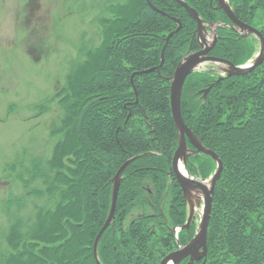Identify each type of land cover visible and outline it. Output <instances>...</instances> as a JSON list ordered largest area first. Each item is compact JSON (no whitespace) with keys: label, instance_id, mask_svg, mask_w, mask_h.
<instances>
[{"label":"trees","instance_id":"obj_1","mask_svg":"<svg viewBox=\"0 0 264 264\" xmlns=\"http://www.w3.org/2000/svg\"><path fill=\"white\" fill-rule=\"evenodd\" d=\"M149 1L166 15L146 0H130L109 33L108 47L82 70L78 100L67 107L63 118L67 130L61 150L65 151L50 162L56 169L43 176L40 160L30 169L29 180L40 177L46 186L38 192L58 195L59 200L51 211L37 215L28 241L11 228L9 243L16 252L3 264H98L93 243L108 214L112 179L130 158L121 175L115 218L97 246L98 261L158 264L175 249L172 228L184 223L186 211L171 170L177 130L168 79L182 50L195 51L198 42L195 21L180 5L174 0ZM184 1L205 22L228 23L224 12L214 8V1ZM229 3L240 21L264 37V0ZM170 17L179 19L181 28L168 40L163 64L158 71L140 73L160 64L166 37L177 28ZM216 34L210 54L219 58H233L230 49L245 41L227 27H218ZM210 75L188 76L181 115L202 145L217 154L222 172L214 187L206 257L199 263L182 264H264V59L243 76L215 82ZM207 84L216 90L214 94L204 100L195 98L191 109H186L183 98L192 93L197 96ZM210 160L203 154L192 155L186 167L206 176L204 169L192 164ZM146 178L152 187L145 191L149 198L154 194L148 203L152 212L124 227L125 213L147 187L143 185ZM185 231L179 232L180 244L187 242Z\"/></svg>","mask_w":264,"mask_h":264},{"label":"rangeland","instance_id":"obj_2","mask_svg":"<svg viewBox=\"0 0 264 264\" xmlns=\"http://www.w3.org/2000/svg\"><path fill=\"white\" fill-rule=\"evenodd\" d=\"M129 3L130 0H0V264L16 252L9 243L11 228L20 232L22 241H28L37 215L51 211L59 200L58 195L50 197L38 192V188L45 191L46 186L40 177L29 180L31 165L40 160L43 176L56 169L50 162L58 160L65 151L61 150L67 130L63 118L67 107L78 100L82 70L108 47L109 33ZM211 23L228 28L227 22ZM214 27L207 29L205 39H212ZM243 39L237 49L229 48L234 57L226 60L234 65L247 63L259 52L260 43L255 36ZM190 52L182 50L181 58ZM210 68L217 66L204 63L194 73H210ZM211 87L198 90L197 96H185V108L191 109L195 98L204 100L214 94L216 90ZM192 166L201 167L207 174L201 176L198 170L186 167L190 176L207 179L215 163L193 162ZM149 182V178L144 180L147 187L125 213L124 227L151 214L148 203L154 194L149 198L145 191L152 187ZM166 191L161 194V205ZM201 205L200 200L194 220L185 231V242L198 227ZM185 211L187 215L186 204Z\"/></svg>","mask_w":264,"mask_h":264},{"label":"water","instance_id":"obj_3","mask_svg":"<svg viewBox=\"0 0 264 264\" xmlns=\"http://www.w3.org/2000/svg\"><path fill=\"white\" fill-rule=\"evenodd\" d=\"M178 5H180L186 13L196 22V31L197 38L199 41L200 50L185 56L182 60L179 61L173 75L168 79L170 81V110L171 116L174 121V125L177 130L178 135V143L177 147L174 151L171 161V169L177 180V183L183 193V196L188 203L189 212L186 223L180 226L178 229H188L194 213V205L190 200L191 197H195L196 199L199 197V194L203 195V211L200 217V222L198 224L197 230L192 237V239L187 242L184 246L177 248L176 250L166 254L158 264H180L185 259L188 258V262L193 263L200 261L206 257V237H207V227L210 218L211 205H212V197L213 191L216 181L219 179L221 171H222V162L212 150L204 147L198 138L193 134V132L186 126L181 116V93L184 82L186 78L194 71V69L203 64V63H213L218 68L217 70L211 69V71H220L225 74V77L230 76H242L252 71L255 67H257L264 59V37L262 34L252 26L245 24L240 21L234 14L233 10L229 6L227 0H216L217 1V9H221L229 19L232 24L233 29H236L243 36L254 35L258 38L260 43V49L257 56L251 61L243 65H233L230 61L209 56L208 53L213 48L216 42V36H213V40L210 44L206 43L204 38V32H206V27L211 28L213 25L208 24L205 26L198 13L188 6L183 0H175ZM147 4L151 6L152 9L161 12V14L166 15L164 12L153 7L149 0H146ZM172 21L177 24V28L170 32L166 37V43L163 46L161 52L160 64L154 68L144 70L140 73H146L152 70H159V67L163 64L164 58L163 53L166 48L168 40L181 28V22L179 19L170 17ZM219 64L225 65V67L219 66ZM223 77L219 76L218 81ZM208 89L204 90L206 93ZM188 143L192 146V148L188 147ZM193 153H201L209 156L216 164L214 173L209 177L207 183H204L203 180H196L193 177L187 175V173L183 170L185 167L186 159L189 155ZM132 161V159L127 160L116 172L113 178V187L111 194V203L109 212L105 222L102 227L98 231L94 243H93V255L98 262L97 259V246L98 242L105 231V229L110 225L116 208V200L118 195V188L120 183V177L125 169V167ZM198 205L199 202H196Z\"/></svg>","mask_w":264,"mask_h":264}]
</instances>
